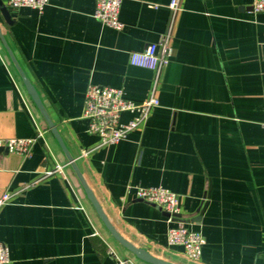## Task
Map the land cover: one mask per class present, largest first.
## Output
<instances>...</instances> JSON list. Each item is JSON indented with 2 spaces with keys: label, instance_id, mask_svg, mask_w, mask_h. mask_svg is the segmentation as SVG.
Instances as JSON below:
<instances>
[{
  "label": "crops",
  "instance_id": "obj_1",
  "mask_svg": "<svg viewBox=\"0 0 264 264\" xmlns=\"http://www.w3.org/2000/svg\"><path fill=\"white\" fill-rule=\"evenodd\" d=\"M7 7L0 28L104 212L127 239L182 264L167 229L181 220L205 239L194 264H264V11L254 0H122L120 29L93 17L95 0ZM168 37L157 69L131 51ZM154 98L139 126L98 145L82 117L88 84ZM131 113L124 111L120 120ZM24 156L0 145V241L6 264H116L134 257L107 231L27 94L0 40V141L34 136ZM56 164L62 173L46 174ZM134 185L176 193L174 218L134 196Z\"/></svg>",
  "mask_w": 264,
  "mask_h": 264
},
{
  "label": "built area",
  "instance_id": "obj_2",
  "mask_svg": "<svg viewBox=\"0 0 264 264\" xmlns=\"http://www.w3.org/2000/svg\"><path fill=\"white\" fill-rule=\"evenodd\" d=\"M49 0H7L10 7L27 6L42 10ZM122 0H95L93 17L101 23L120 29L124 23L119 19ZM169 7L175 9L178 0H170ZM252 8L255 11H264V0H254ZM170 57L168 37L162 36L158 42L148 44L141 51H131L129 62L133 65L157 69L166 64ZM154 98L138 102L125 97L122 88L110 85L90 83L85 92L82 117L87 120V131L96 134L98 145L114 144L125 138L127 133L143 123ZM130 112L132 115L126 121H121V113ZM44 130L37 128L34 136L10 137L0 141V145L10 151H16L24 156L31 154L33 143L43 137ZM62 173V165L56 164L46 174ZM134 196L155 203L174 218L180 213V201L176 193L163 186L134 185ZM10 193L4 192L0 196V207L9 199ZM167 241L170 245L181 246L183 254L189 261L197 262L200 259L201 249L205 239L200 231L189 229L181 220L167 229ZM109 253L115 258L116 264H130V259L122 257L109 248ZM8 262V249L0 241V264Z\"/></svg>",
  "mask_w": 264,
  "mask_h": 264
},
{
  "label": "water",
  "instance_id": "obj_3",
  "mask_svg": "<svg viewBox=\"0 0 264 264\" xmlns=\"http://www.w3.org/2000/svg\"><path fill=\"white\" fill-rule=\"evenodd\" d=\"M0 13H1L2 18L4 19V21L6 23L10 24L12 22L9 11H8L7 7L4 5V3H2L1 0H0ZM0 40H1L4 48L6 49L10 60L12 61V63L14 64V66L17 70V72H18V74L22 80V83L25 87L27 94L30 96L31 100L33 101V103L35 104V106L39 110L40 114L42 115L48 129L50 130V132L52 133V135L56 139L58 145L60 146V148H61V150H62V152L66 158L67 163L72 168V170H73L74 174L76 175L80 185L82 186L86 198L91 203V205L94 208L97 216L99 217V219L101 220V222L103 223V225L105 226L107 231L110 233V235L123 248H125L134 257H136L137 259H139L143 262H146L148 264H178V263L169 261L167 259L161 258V257L149 252L145 248L134 244L132 241L127 239L122 233H120L117 230V228L112 224V222L110 221V219L108 218V216L104 212V210H103L100 202L98 201L96 195L94 194L93 190L91 189V187L87 183L84 175L80 171V169L76 163L75 157L72 156V154L68 150L67 146L65 145L55 123L52 121V119L50 118V116H49V114L45 108V106L43 105L36 88L31 83V81L28 79V77L24 73L22 67L20 66L17 59L15 58L12 50L8 46L4 36L2 34L1 28H0ZM177 215H178V213L175 214V216H177Z\"/></svg>",
  "mask_w": 264,
  "mask_h": 264
},
{
  "label": "rangeland",
  "instance_id": "obj_4",
  "mask_svg": "<svg viewBox=\"0 0 264 264\" xmlns=\"http://www.w3.org/2000/svg\"><path fill=\"white\" fill-rule=\"evenodd\" d=\"M182 264H194V263L192 261L185 260V261L182 262Z\"/></svg>",
  "mask_w": 264,
  "mask_h": 264
}]
</instances>
